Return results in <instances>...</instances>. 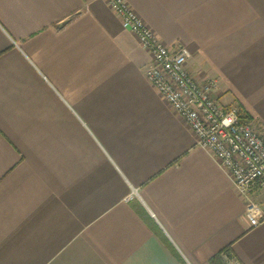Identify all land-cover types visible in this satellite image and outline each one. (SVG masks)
<instances>
[{
	"label": "crops",
	"instance_id": "0c3cea01",
	"mask_svg": "<svg viewBox=\"0 0 264 264\" xmlns=\"http://www.w3.org/2000/svg\"><path fill=\"white\" fill-rule=\"evenodd\" d=\"M125 1L264 127V0ZM108 2L0 0V264H264V221Z\"/></svg>",
	"mask_w": 264,
	"mask_h": 264
},
{
	"label": "built area",
	"instance_id": "2783aa9c",
	"mask_svg": "<svg viewBox=\"0 0 264 264\" xmlns=\"http://www.w3.org/2000/svg\"><path fill=\"white\" fill-rule=\"evenodd\" d=\"M123 28L149 52L145 70L150 85L190 128L196 146L229 177L241 195L251 227L264 221V127L244 117L237 107L220 102L214 78L199 81L186 69L191 54L185 47L166 46L125 0H109ZM226 264H239L225 256Z\"/></svg>",
	"mask_w": 264,
	"mask_h": 264
},
{
	"label": "trees",
	"instance_id": "16d2710c",
	"mask_svg": "<svg viewBox=\"0 0 264 264\" xmlns=\"http://www.w3.org/2000/svg\"><path fill=\"white\" fill-rule=\"evenodd\" d=\"M231 256L230 253H229V250L228 249H225L223 250L221 253L217 254L216 256H214L211 260H210V263L211 264H225L222 256ZM232 257V256H231Z\"/></svg>",
	"mask_w": 264,
	"mask_h": 264
}]
</instances>
